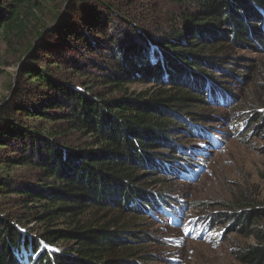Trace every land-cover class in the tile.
Instances as JSON below:
<instances>
[{
  "label": "trees",
  "instance_id": "obj_1",
  "mask_svg": "<svg viewBox=\"0 0 264 264\" xmlns=\"http://www.w3.org/2000/svg\"><path fill=\"white\" fill-rule=\"evenodd\" d=\"M160 1L0 0V74L17 63L0 94V264H150L146 216L179 224L158 175L189 164L191 179L198 151L178 154L173 132L207 127L206 96L234 97L219 63L264 48V0ZM241 102L264 126V99ZM228 206L254 238L236 259L264 264V205Z\"/></svg>",
  "mask_w": 264,
  "mask_h": 264
},
{
  "label": "rangeland",
  "instance_id": "obj_2",
  "mask_svg": "<svg viewBox=\"0 0 264 264\" xmlns=\"http://www.w3.org/2000/svg\"><path fill=\"white\" fill-rule=\"evenodd\" d=\"M158 5L167 8L160 0L156 2ZM252 43L251 47L234 46L235 60L225 56V61L219 63L222 84L234 97L221 104L218 95L206 96L208 105L201 103L198 107L208 116L203 126L216 136L217 143L200 129L185 134L173 132L175 140L171 142L176 144L178 154L183 155L186 149H199L191 157L198 171L189 179L181 165L177 170L158 175L166 182L157 196L160 199L167 196L181 213L179 224L175 225L170 215L160 214V210L153 216H146L148 223L142 227V232L144 240L148 241L145 247L154 256L150 264H243L236 259L234 251L254 241L252 235L241 230L243 223L236 209L228 206L234 197L243 193L264 205V126L260 120H253L252 114H258L255 109L239 108L241 99L249 102L264 99L256 91L257 83L264 82V48L255 39ZM0 47L3 51L4 47ZM16 64L10 62L2 66L1 95L8 92L7 84L17 70ZM222 97L225 100V96ZM186 123L188 125V121ZM0 154H4L3 150ZM158 176L147 172L141 182L146 184ZM156 207H159L158 202ZM199 230L204 231V235L197 237Z\"/></svg>",
  "mask_w": 264,
  "mask_h": 264
},
{
  "label": "bare ground",
  "instance_id": "obj_3",
  "mask_svg": "<svg viewBox=\"0 0 264 264\" xmlns=\"http://www.w3.org/2000/svg\"><path fill=\"white\" fill-rule=\"evenodd\" d=\"M197 151L199 152V149H197ZM189 234H190V233H188V235H189ZM201 235H202V236L204 235V231H202Z\"/></svg>",
  "mask_w": 264,
  "mask_h": 264
},
{
  "label": "water",
  "instance_id": "obj_4",
  "mask_svg": "<svg viewBox=\"0 0 264 264\" xmlns=\"http://www.w3.org/2000/svg\"><path fill=\"white\" fill-rule=\"evenodd\" d=\"M24 230V229H23Z\"/></svg>",
  "mask_w": 264,
  "mask_h": 264
}]
</instances>
